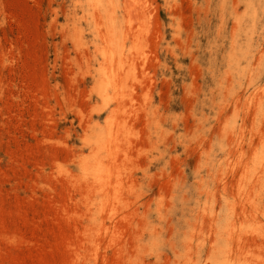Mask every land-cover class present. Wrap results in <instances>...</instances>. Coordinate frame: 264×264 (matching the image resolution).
I'll return each instance as SVG.
<instances>
[{"label":"rangeland","instance_id":"374dc122","mask_svg":"<svg viewBox=\"0 0 264 264\" xmlns=\"http://www.w3.org/2000/svg\"><path fill=\"white\" fill-rule=\"evenodd\" d=\"M93 1L0 0V264H264V0Z\"/></svg>","mask_w":264,"mask_h":264},{"label":"bare ground","instance_id":"6f19581e","mask_svg":"<svg viewBox=\"0 0 264 264\" xmlns=\"http://www.w3.org/2000/svg\"><path fill=\"white\" fill-rule=\"evenodd\" d=\"M92 1H93V0H92ZM96 1H97V0H96ZM93 2H94V5H97V4H98V2H97V4H95V1H93ZM103 9H104V8H103ZM104 10H105V9H104ZM104 12H105V11H104ZM257 14H258V13H257ZM244 20H245V19H244ZM112 24H113V22H112ZM114 24H115V23H114ZM102 26H103V25H102ZM105 27H106V26H105ZM107 28H108V27H107ZM113 29H114V28H113ZM116 29H117V28H116ZM116 29H115V30H116ZM108 30H109V29H108ZM120 30H121V29H120ZM105 32H106V31H105ZM107 32H108V31H107ZM110 32H111V31H110ZM104 34H105V33H103V35H104ZM119 34H120V33H119ZM106 35H107V33H106ZM106 35H105V36H106ZM122 35H123V33H122ZM105 36H104V37H105ZM107 36H108V35H107ZM120 36H121V35H120ZM113 37H114V36H113ZM116 38H117V37H116ZM116 38H115V39H116ZM105 39H106V38H105ZM106 40H107V39H106ZM117 40H118V39H117ZM114 41H115V40H114ZM114 41H113V42H114ZM103 43L105 44V42H103ZM109 43H110V42H109ZM120 43H121V42H120ZM106 46H107V45H106ZM106 46H105V47H106ZM118 46H119V45H118ZM121 46H122V45H121ZM101 47H102V46H101ZM107 47H108V46H107ZM102 49H103V48H102ZM104 49H105V48H104ZM104 49H103V51H104ZM117 49H118V48H117ZM118 50H119V49H118ZM111 52H112V51H111ZM113 55H114V54H113ZM103 57H104V56H103ZM257 58H258V57H257ZM107 60H108V59H107ZM111 62H112V61H111ZM109 65H110V64H109ZM106 77H107V76H106ZM107 78H108V77H107ZM263 85H264V82H263ZM259 87H261V86H259ZM256 88H257V87H256ZM250 90H251V89H250ZM258 90H259V89H258ZM260 90H261V89H260ZM262 90H263V89H262ZM106 140H108V139H106ZM106 142H107V141H106ZM106 144H107V143H106ZM108 145H109V140H108ZM102 148H103V147H102ZM104 148H105V147H104ZM95 155H96V154H95ZM104 156H105V155H104ZM106 156H108V155H106ZM106 156H105V158H106ZM106 159H107V158H106ZM106 159H105V160H106ZM110 160H111V159H110ZM108 161H109V160H108ZM111 162H113V161L111 160ZM95 165H96V164H95ZM95 165H94V166H95ZM98 166H100V165H98ZM110 166H111V165H110ZM111 171H112V170H111ZM103 174H104V173H103ZM103 176H104V175H103ZM109 177H110V172H108V173L106 172V173H105V176H104L105 180H110V179H108ZM92 178H93V177H92ZM97 178H98V177H97ZM99 178H103V177H99ZM92 182H93V181H92ZM93 183H94V182H93ZM95 183H98V182H95ZM105 183H107V182H105ZM102 184H103V182H102ZM91 185L93 186L94 184H91ZM97 185H98V184H97ZM97 185H96V186H97ZM99 185H100V187H101V182H100ZM103 185H104V184H103ZM93 187H94V186H93ZM93 187H92V188H93ZM97 187H98V186H97ZM102 187H103V186H102ZM102 187H101V189H102ZM105 187H107V184H106ZM105 187H103V188L106 189ZM98 188H99V187H98ZM98 188H97V189H98ZM104 189H102V190H104ZM98 191H100V189H98ZM98 191H97V192H98ZM100 192H101V191H100ZM94 231H95V230H94ZM97 231H99V230L96 229V234H97ZM227 232H228V231H227ZM230 232H231V231H230ZM98 233H99V232H98ZM228 233H229V232H228ZM94 234H95V233H94ZM229 234H230V233H229ZM96 237L98 238V236H96ZM231 237H232V236H231ZM236 245H237V243H236ZM212 264H213V263H212Z\"/></svg>","mask_w":264,"mask_h":264}]
</instances>
